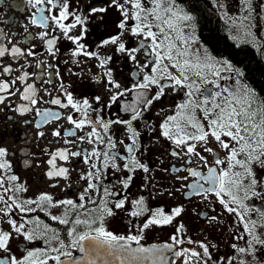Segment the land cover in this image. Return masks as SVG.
Here are the masks:
<instances>
[{
    "label": "snow or ice",
    "instance_id": "6c2138e0",
    "mask_svg": "<svg viewBox=\"0 0 264 264\" xmlns=\"http://www.w3.org/2000/svg\"><path fill=\"white\" fill-rule=\"evenodd\" d=\"M26 2L28 5L36 7L37 12L41 13L38 17L34 13L31 23L34 25L39 23L40 26L47 27L49 17L44 16V9L39 7L45 3V0H26ZM47 3L53 7L56 6L55 0H47ZM113 6L121 13V19L116 25L118 31L104 39L102 46L111 45L116 53L123 54L132 61H136L135 53L141 49L148 50V55L153 57L149 61L152 64L150 72H144L142 82L133 85V89H137L135 102L124 105V111L131 112L132 118L127 121H105L101 116L92 119L89 115L90 110L99 111V109L93 108L87 98L74 99L73 95L66 90L64 91L66 102H62L60 98L51 99V104L58 105L63 109L71 108L74 113L79 114V118L76 119L72 114L66 117L74 128L67 131L65 135L74 137L80 143L87 142L91 146V150L57 149L51 153L50 159L47 160L49 170L46 172V176L49 179L63 178L67 180L69 178V168L58 166V159L67 162L70 157H81L83 163L88 165L87 173H82L80 176V179L86 182V187L78 197L79 204L73 199L54 201V197L48 193H42L36 199L20 200L16 194L26 192L27 188L23 184L17 183L18 176L9 174L12 167L6 159L9 153L6 148L0 147V170H3L0 172V205H2L0 206V220L7 218V223L15 235L22 237L25 242L32 243L40 240L44 244L43 247L35 249H29L25 244L26 254L22 258L10 255L0 259V264H50V262L52 264H144L145 261H150L151 264H167L169 257L165 252H172L174 245L185 243V240L181 238V234L185 231L184 224L180 223L176 228V234L171 237L173 243L163 247L139 246L143 238L142 235H128L127 237L114 235L105 229L104 218L114 215L113 208L108 206L107 198L115 197L119 193L100 183L102 174L109 168L116 172L125 171L128 173L127 176L117 180L123 189L129 188L134 179L132 174L137 170L150 174L148 165L137 159L136 152L139 150L140 133L133 127L132 121L142 116L141 106L147 110L155 101H160L166 95V89L172 91L184 89L187 97L183 103L176 105L175 113L167 115L159 125V136L174 145L171 156L179 159L189 157L188 164L193 162L191 157H197L205 166H208L207 158L197 151L199 144L203 152L214 157V166L207 167V174L194 167L175 168V172L184 171L188 174L182 177L177 176L176 179L187 180L189 176L195 178L196 182L191 185L193 192L203 194L205 199L209 193H214L223 210L228 214H234L237 224L243 226V231L235 239L244 240L245 246H238L234 243L232 248L237 255L226 261L218 258L216 264H259L256 252L258 245L264 246V232L258 231L264 229V208L251 206L247 201L253 197L264 198V194L256 191V186L260 182L256 179L253 171L254 164L264 167V101L257 103L256 97L249 89L229 88L219 82L220 79H232V77H222V71L231 69V65L224 62L220 67H217L219 62L207 52L191 49L190 41L194 42V37L186 36L182 25L183 22L192 21L193 17L182 9L175 8L174 0H123V2L111 0L108 7ZM108 7H91L89 14H101L99 18L103 21L102 14L108 11ZM69 15L68 5L63 3L59 16L52 15L50 17L66 36L73 28L84 23L81 15L78 14H73V23H63ZM130 21L131 23H129ZM126 32L131 37L141 38L138 47L129 48L126 46L122 40ZM47 35V32H41L40 38L44 40ZM82 38L83 34L68 37L76 45L72 53L73 57L80 55L96 57L99 67L104 69L103 83L106 86H111L108 91L111 92L113 88L120 89L121 85L116 82L112 70L107 67L112 57L100 58L96 53L86 51L85 45L80 42ZM3 39L4 36L0 32V41ZM45 43L48 52L55 55L53 47L56 41L47 39ZM8 51L9 49L0 43V57H4ZM11 55L27 57L33 56L34 53L30 50L24 52L19 47L13 46ZM140 68L141 70L148 68V63L141 65ZM170 69H174L175 74ZM2 71L11 73L13 69L5 67ZM28 77L29 73L25 71L16 80L0 81V105L5 104L9 96H15L20 91L15 87L17 81L25 84L24 91L21 93L22 99L28 101L30 105H36L37 90L33 84L27 83ZM93 79L98 83L102 82L99 76H93ZM207 85L214 87L209 88L206 87ZM150 86H156L157 89L152 98L146 94V90ZM61 88H63L62 84ZM131 90L128 89V91ZM5 93L7 95H4ZM122 95L124 92L112 94L111 101L115 102L118 96ZM100 99L99 96L95 97L97 104ZM31 110L27 104H21L16 109L21 115ZM197 110L203 113L202 119L197 118ZM161 111L164 110L161 109ZM37 115L40 117L41 123L61 118L59 113L48 110L43 112L37 110ZM114 123L126 125L127 139L130 143L125 144L123 140L119 141L127 152L126 157L120 156L114 151L117 141L108 135L109 129ZM39 126L38 124L37 127ZM86 126L90 130L78 136L76 130L84 131ZM39 135L43 136L44 133L40 132ZM52 135L61 137V132L56 130L52 132ZM74 142L73 140L64 141L65 144ZM210 143L224 151V159L219 157L218 151H214L213 147L208 146ZM100 145L105 146L102 151ZM118 160L122 163H118ZM147 178L145 177V179ZM56 186L53 185V187ZM9 193L11 194L9 195ZM90 193L102 197L100 205L97 208L86 210L85 215L89 218L80 219L79 212L81 209H85L86 197L88 203H96ZM126 200L127 197L116 200L114 209H124ZM59 206H65L63 217L53 215L51 219L58 221L61 225L70 224V215L73 212L77 213L67 231V236L71 238L68 244L60 239L55 229L49 228L39 217L26 219L21 216L19 222L12 218L14 211L27 214L36 212L37 208L44 210L45 207ZM132 206L135 209L131 212L133 217L148 211L142 196L133 200ZM183 211V207L172 208L170 212H166L162 207L158 208L151 214V218L142 225V229L172 224ZM209 219L210 222H215L217 217L212 216ZM80 225H83L86 230L78 232L77 227ZM94 225L97 226L94 227ZM12 236V232L0 230V250L5 253L10 252L9 242ZM54 242L58 246H53ZM132 242L138 246L132 247ZM187 243L197 244L200 251L189 248L175 251L173 256L182 257V264H212L210 248L214 246L191 239H188ZM70 249H77L82 255L78 258L74 257ZM245 257H252V259L248 260Z\"/></svg>",
    "mask_w": 264,
    "mask_h": 264
},
{
    "label": "flooded vegetation",
    "instance_id": "af4514ba",
    "mask_svg": "<svg viewBox=\"0 0 264 264\" xmlns=\"http://www.w3.org/2000/svg\"><path fill=\"white\" fill-rule=\"evenodd\" d=\"M55 3L56 6L53 7L45 0V3L39 6L44 9L43 15L49 17L47 27H42L39 23L35 25L31 23L33 14L35 13L38 17L41 13L37 12L36 7L28 5L26 0H0V32L4 36L3 41H0V43L9 49L4 57H0V81L11 82L27 71L29 73L27 83L33 84L37 90V103L34 106L30 105L28 101H24L21 97L25 84L17 81L15 87L19 88L20 91L15 96H9L5 104L0 105V147L6 148L9 153L6 157L12 165L9 174L18 176L17 183L23 184L27 188L26 192L16 194L20 200L36 199L40 194L48 193L54 197V201L73 199L79 204L78 197L86 187V182L81 180L80 176L82 173H87L88 165L83 163L81 157H70L67 162L58 159V166L69 168V178L67 180L63 178L49 179L46 176V172L49 170L47 160L50 159L51 153L57 149L67 148L70 151L91 150V146L87 142L80 143L74 137L65 135L67 131L74 128L66 117L72 114L76 119L79 118V114L74 113L71 108L63 109L58 105L51 104V99L60 98L62 102H66L64 96L66 90L73 95L74 99L87 98L93 108L99 109V111L90 110L89 115L92 119L101 116L105 121L131 120L133 114L124 111V105L135 102L137 89H133V85L142 82L144 72H150L152 64L149 61L153 57L148 55V50L141 49L135 53L136 61H132L123 54L116 53L113 46H102L104 39L116 34L118 31L116 25L121 19L119 9L114 6L108 7L111 0H55ZM63 3H67L70 13L68 19L63 23H73V14L81 15L84 20L82 25L73 28L67 36L50 19L52 15L59 16ZM91 7H108V11L102 14L103 21L99 18L101 14H89ZM174 7L182 9L193 17L192 21L183 22L182 25L184 26L185 35L194 37V42L190 41L191 49H200L202 52H207L219 62L217 67H220L224 62L231 65V69L222 71V77H232V79H220L219 82L224 86L230 82L233 83L234 80L240 85L241 90H243V87L252 89L258 103L263 101L255 85H252L248 79L249 66L254 63V60L252 59L245 64L242 59H223L215 56L212 49L220 50L222 48L223 50L226 46H264V39L259 34L260 30L264 28L262 23V19H264V0H174ZM245 19L253 22L252 30L249 29L247 34L249 38L251 36L255 38L254 42L258 40L257 44H253L245 38L246 30L243 24ZM41 32L48 33L44 40L40 38ZM81 34H83V38L80 42L85 45L86 51L94 52L100 58L112 57L107 67L112 70L113 78L121 85L120 89L113 88L111 92L108 91L111 86H106L103 83L104 69L99 67V61L96 57L84 55L73 57L72 53L76 45L68 37L80 36ZM47 39L56 41L53 47L55 55L48 52L45 43ZM122 40L129 48L138 47L141 42L140 37H131L127 32ZM13 46L19 47L24 52L30 50L34 55L13 57L11 55ZM165 62L167 63V61ZM145 63H148V68L141 70L140 66ZM254 66L258 65L255 64ZM5 67H10L13 71L3 73L2 70ZM170 70L175 74L174 69ZM93 76H99L102 82H96ZM61 84L63 88H61ZM206 87L212 88L214 86L207 85ZM128 89L132 90L128 91ZM156 91V86H150L146 90V94L149 98H152ZM118 92H124V95L118 96V99L112 102L111 95ZM97 96L101 98L99 104L95 100ZM186 99L184 89L176 91L166 89V95L160 101H155L147 110L141 106L142 116L132 121L133 127L140 133L138 139L139 150L136 152V156L141 163L148 165L150 174L137 170L132 174L134 179L129 188L123 189L122 185L117 183V180L120 177L127 176V172H116L111 168L104 171L100 180L101 185L108 186L112 191L119 193L115 197L107 198L108 206L113 208L114 215L105 216L104 227L107 231L118 236L142 235L143 238L139 246L151 248L152 246L163 247L172 244L171 237L176 234L178 225L183 223L185 231L181 234V238L185 240V243L174 245L172 252H165L169 257L167 264H182V257L173 256V253L177 250L189 248L200 251L197 244H188V239L196 242L202 241L214 246L210 248V252L212 264H216L218 258L226 261L228 258L237 255L232 248L234 243L238 246H245L244 240L235 239L243 231V226L237 224L234 214H228L223 210L214 193H209L207 199L203 194H195L191 188V185L196 182L195 178L189 176L187 180L176 179L177 176L182 177L188 174L184 171L175 172V168L194 167L198 171L207 174V167L214 166V157L203 152L199 144L197 145V151H200L201 155L207 158L208 166H205L197 157H191L193 162L188 164L189 157L179 159L171 156L174 145L159 136L160 123L167 115L174 114L176 105L183 103ZM21 104L29 105L32 110L21 115L16 111ZM161 109L164 111H161ZM37 110L56 112L60 114L61 118L41 123ZM196 115L198 119L203 117V113L199 110H197ZM38 124L39 127H37ZM56 130L61 132V137L52 135V132ZM89 130L90 128L86 126L84 131H76L79 136ZM40 132H43L44 135L40 136ZM108 135L117 141V147L114 151L118 155L126 157L127 152L124 146L119 143L121 140L125 144L130 143L127 139L126 125L123 123L112 124ZM65 140L75 142L65 144ZM208 146L213 147L214 151H218L221 159L225 158L224 151L218 149L215 144L210 143ZM99 147L102 151L105 146L100 145ZM117 162L122 163L119 160ZM0 172H3V170H0ZM145 177L148 178L145 179ZM53 185L57 186L53 187ZM205 187H208V185H205ZM90 195L96 203H88L86 197L85 209H81L79 212L80 219L89 218L85 215L86 210L97 208L100 205L102 197L94 193H90ZM141 196L144 198L148 211L140 216L133 217L131 212L135 209L132 206V201L139 199ZM124 197H127L124 209H114V202ZM247 203L251 206L264 208L262 198L253 197ZM161 207L166 212H170L175 207H183L184 211L172 224L142 229V225L151 218V214ZM64 212L65 206L45 207L44 210L37 208L36 212L27 214L14 211L12 218L17 219L19 222L21 216L26 219L39 217L49 228L55 229L60 239L68 244L71 238L67 236V231L70 229L71 222L74 221L77 213L73 212L70 215V224L68 225H61L58 221L51 219L53 215L63 217ZM212 216L217 217L215 222H210L209 218ZM0 230L13 233L9 242L10 252L5 253L0 250V259L10 255L22 258L26 254L25 244L29 249L44 246L40 240L28 243L22 237H17L8 225L7 218L0 220ZM85 230L83 225L77 227L78 232ZM258 231L264 232V229ZM53 246L58 245L54 242ZM137 246L135 242H132V247ZM257 247V260L259 264H264V246L258 245ZM70 250L73 252L74 257L82 255L77 249ZM245 259L251 260L252 257H245ZM144 264H151V262L145 261Z\"/></svg>",
    "mask_w": 264,
    "mask_h": 264
},
{
    "label": "trees",
    "instance_id": "16d2710c",
    "mask_svg": "<svg viewBox=\"0 0 264 264\" xmlns=\"http://www.w3.org/2000/svg\"><path fill=\"white\" fill-rule=\"evenodd\" d=\"M264 47L260 52L256 51L252 46H226L223 50L212 49L215 56L223 59H239L244 60L247 64L250 60H254V63L249 66L250 71L249 81L252 85H255L259 91L260 97L264 101ZM261 60V61H260ZM257 64L258 66H254ZM248 77V76H247Z\"/></svg>",
    "mask_w": 264,
    "mask_h": 264
},
{
    "label": "rangeland",
    "instance_id": "374dc122",
    "mask_svg": "<svg viewBox=\"0 0 264 264\" xmlns=\"http://www.w3.org/2000/svg\"><path fill=\"white\" fill-rule=\"evenodd\" d=\"M262 23H263V26H264V19H262ZM243 24L245 25V30H246V34H245V38L247 41H251L253 44H257L258 43V40H255V38L253 36H251L250 38L248 37V31L249 29L252 30V24L253 22L250 21V20H244ZM259 34L261 35V38L264 39V28L260 30ZM259 47V46H257ZM225 87H229V88H234V89H240L241 88L239 87L240 85H238V83L234 82L233 80V83H229L228 85L225 84L224 85ZM243 89H245L243 87ZM253 171L255 172V177L256 179L260 182L258 183V185L256 186V191L257 192H260L262 194H264V167H261L259 166L258 164H254L253 165ZM247 183V181H245ZM262 202H264V198H262Z\"/></svg>",
    "mask_w": 264,
    "mask_h": 264
}]
</instances>
